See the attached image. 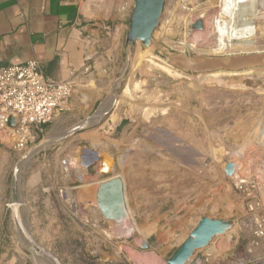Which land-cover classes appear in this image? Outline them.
Here are the masks:
<instances>
[{
    "label": "rangeland",
    "instance_id": "obj_1",
    "mask_svg": "<svg viewBox=\"0 0 264 264\" xmlns=\"http://www.w3.org/2000/svg\"><path fill=\"white\" fill-rule=\"evenodd\" d=\"M263 3L242 9L226 0H166L149 48L127 42L128 20L113 74L121 103L104 116V148L82 139L92 125L54 142L36 135L22 151L1 145L0 264H32L31 240L58 264H168L207 215L229 217L234 227L185 264H264V238L252 237L249 198L238 187L241 180L253 185L264 205V66H194L201 56L264 55ZM162 133L175 142L161 144L155 137ZM82 147L101 151V159L79 167ZM171 149L192 154L182 161ZM227 161L235 164L232 177L223 171ZM114 176L124 183L129 237L116 235L95 205L97 184Z\"/></svg>",
    "mask_w": 264,
    "mask_h": 264
},
{
    "label": "crops",
    "instance_id": "obj_2",
    "mask_svg": "<svg viewBox=\"0 0 264 264\" xmlns=\"http://www.w3.org/2000/svg\"><path fill=\"white\" fill-rule=\"evenodd\" d=\"M132 1L0 0V65L37 60L48 79L75 82L73 95L53 120L33 128L34 139L37 135L54 142L92 125L93 130L82 132V139L94 143V149L104 148V116L121 103L115 97L113 74L117 49L128 29ZM124 94L122 103L129 97L126 91ZM140 107L135 103L130 110L136 113ZM86 120L91 123L81 127ZM115 128L120 129V123ZM1 145L4 144L0 143V150ZM207 217L230 222L229 230L234 227L229 217ZM188 218L180 220L179 225ZM30 257L32 264H56L33 250ZM8 264L18 263L14 260Z\"/></svg>",
    "mask_w": 264,
    "mask_h": 264
},
{
    "label": "water",
    "instance_id": "obj_3",
    "mask_svg": "<svg viewBox=\"0 0 264 264\" xmlns=\"http://www.w3.org/2000/svg\"><path fill=\"white\" fill-rule=\"evenodd\" d=\"M165 1L166 0H134L135 4L129 18V30L126 35L127 42L132 44L141 42L145 48H149L152 45L153 34L159 25ZM194 28L201 29V22L198 21L194 25ZM194 66L199 71L211 72L238 70L248 67L257 68L264 66V55H245L217 59L201 56L194 59ZM9 125L11 127L15 126L14 118L10 119ZM101 157V151L89 147H82L77 158V165L81 168H89L98 162ZM106 165L107 169H105ZM235 169V164L232 161H227L223 166L224 174L228 177L234 176ZM108 170L109 165L103 163L101 171L106 173ZM15 204L18 206L20 203L18 202ZM95 205L101 211L102 216L112 223L121 224L128 218V211L124 198V183L121 177L114 176L100 181L97 184ZM15 214L17 216L16 210ZM230 227V222L212 219L207 216L202 217L187 239L179 247L175 255L168 261V264H185L196 249L205 247L216 235L224 233L226 230H229ZM118 235L129 237L131 233L127 234L120 232ZM30 243L33 246L32 250L37 255L44 254L51 261L56 263V257L53 254L41 249L32 240ZM197 260L198 257H196V261ZM48 262L49 264H53L50 261Z\"/></svg>",
    "mask_w": 264,
    "mask_h": 264
},
{
    "label": "built area",
    "instance_id": "obj_4",
    "mask_svg": "<svg viewBox=\"0 0 264 264\" xmlns=\"http://www.w3.org/2000/svg\"><path fill=\"white\" fill-rule=\"evenodd\" d=\"M74 89L73 79H48L37 60L0 65V143L25 150L34 139L33 128L51 122ZM11 118L15 119L14 127L9 125ZM238 187L249 198L251 235L259 241L264 238V205L254 197L253 185L241 180Z\"/></svg>",
    "mask_w": 264,
    "mask_h": 264
},
{
    "label": "bare ground",
    "instance_id": "obj_5",
    "mask_svg": "<svg viewBox=\"0 0 264 264\" xmlns=\"http://www.w3.org/2000/svg\"><path fill=\"white\" fill-rule=\"evenodd\" d=\"M247 1H252L253 2V0H226V6H227V8H229V7H231V5H236L237 6V4H242L241 5V8L243 9V7H246V6H248L249 4H243V3H245V2H247ZM255 1V0H254ZM256 4V3H255ZM260 4V3H259ZM255 6V5H254ZM259 8V7H258ZM263 8H264V3H263ZM248 9H250V8H248ZM256 9V8H255ZM257 11V10H256ZM258 12V11H257ZM260 13V12H259ZM198 21V20H197ZM182 58V57H181ZM182 61V60H181ZM177 63V62H176ZM184 64V63H183ZM157 132H159V131H157ZM161 132V131H160ZM171 135H169V134H167V133H162V134H158L157 135V137H155L159 142H161V144L162 143H164V144H167V146H169V144H170V142L172 141V142H175V140H174V138H171L170 137ZM177 141V140H176ZM179 141V140H178ZM156 142V141H155ZM203 146V145H202ZM165 148V147H164ZM170 148V147H169ZM187 148V147H186ZM206 149V148H205ZM171 151H172V153L174 154L173 155V157L174 156H176L177 158H179V159H183V160H185V161H187L188 162V159H189V157H191V152L189 151V150H187V149H185L184 151H180V150H178V149H175V150H172L171 149ZM158 152V151H157ZM193 156H194V152H193ZM203 157V156H202ZM201 157V159H203ZM205 158V157H204ZM200 159V160H201ZM182 160V161H183ZM197 168H200V167H197ZM201 169V168H200ZM197 172H201V171H197ZM199 175H201V173L199 174ZM124 198H125V195H124ZM125 203H126V200H125ZM127 206V205H126ZM127 211H128V208H127ZM101 212V211H100ZM104 217V216H103ZM113 224H115V232H116V235H118V233H120V232H123V233H127V234H130V233H132L133 232V230H134V224H133V222H132V219H131V217H130V214H129V211H128V218L125 220V221H123L121 224H116L115 222H113ZM119 236V235H118ZM128 248V247H127ZM132 251V250H131ZM136 253V252H135ZM136 255H138L137 253H136ZM132 256V255H131ZM134 256V255H133ZM192 256V255H191ZM135 258V257H134ZM141 258V257H140ZM140 258H138V259H140ZM146 258V257H145ZM137 259V260H138ZM143 259V258H142ZM147 259V258H146ZM149 259V258H148ZM147 259V260H148ZM138 262H140V261H138ZM142 262V261H141ZM140 262V263H141ZM147 262V261H146ZM148 262H150V261H148ZM144 264V263H143ZM149 264V263H148Z\"/></svg>",
    "mask_w": 264,
    "mask_h": 264
}]
</instances>
